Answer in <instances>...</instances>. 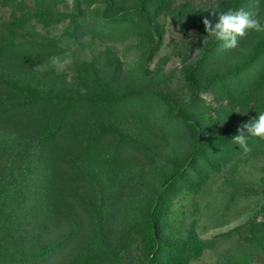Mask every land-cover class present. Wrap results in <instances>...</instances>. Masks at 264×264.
<instances>
[{
	"label": "trees",
	"instance_id": "obj_1",
	"mask_svg": "<svg viewBox=\"0 0 264 264\" xmlns=\"http://www.w3.org/2000/svg\"><path fill=\"white\" fill-rule=\"evenodd\" d=\"M68 1L0 0V264H189L209 242L192 226L184 239L162 235L171 193L197 190L206 171L245 160L240 153L264 155V139L250 138V152L232 141L264 111V32L249 30L236 48H226L208 35L204 20L214 26L228 9L264 16V0L184 7L201 44L182 67L190 88L183 103L167 96L176 71L166 69L167 58L151 71L125 70L106 46L76 59L73 76L41 66L67 52V40L87 33L150 35L153 56L152 27L170 0H71L70 9L62 8ZM93 1L99 7L92 9ZM60 23V34L34 28ZM206 91L231 107L232 126L220 128L212 101L201 96ZM178 144L184 151L166 152ZM164 156L170 169L157 189L158 175L147 181L140 169ZM132 198L141 199L135 209ZM246 238L263 247L264 260V219L248 226ZM224 259L252 264L247 252Z\"/></svg>",
	"mask_w": 264,
	"mask_h": 264
},
{
	"label": "rangeland",
	"instance_id": "obj_2",
	"mask_svg": "<svg viewBox=\"0 0 264 264\" xmlns=\"http://www.w3.org/2000/svg\"><path fill=\"white\" fill-rule=\"evenodd\" d=\"M206 0H170L171 4L162 8L153 25L154 39L158 49L149 57V50L153 43L151 36L129 35L126 39L117 38H91L90 34H84L82 38L67 40L68 51L59 57L49 59L45 67H54L59 71L67 72L73 76V66L76 59H90L99 49L106 46L113 49L123 61L125 70L144 69L153 70L164 58L168 61L166 69H176L170 76L168 85L170 92L166 93L172 100L180 103L190 98V88L181 80L182 67L191 64L200 51V40L195 28L189 27V21L183 15L184 7L194 3L203 5ZM72 1L69 0L62 6L70 9ZM99 7L96 1L91 4L92 9ZM2 14L8 17L9 10L2 9ZM64 23L43 28L40 24L34 26L40 34H60ZM143 34V33H141ZM193 47V51L188 50ZM187 56L186 60L183 57ZM206 102H211L215 107L213 116L220 128L226 125L232 126L233 110L224 101L216 102L212 99V92L201 93ZM184 151L180 144L173 152H166L175 156V153ZM245 160L231 165L228 162L220 172L206 171V179L197 190L176 187L171 193L167 210L162 220V235L171 240L184 239L192 226L198 237L208 241V247L201 255L189 262V264H221L224 255L242 254L247 252L252 256V264H264L261 249L257 243L249 242L246 238L248 226L256 221L264 219V155L250 156L240 153ZM167 157L154 164L145 163L141 166V175L148 181L154 175H158L160 187L162 176L170 169L169 162L165 164ZM168 161V160H167ZM231 165V166H230ZM148 186L145 185V190ZM140 198H132L129 206H140ZM249 234V233H248ZM134 264V263H130ZM138 264V263H135Z\"/></svg>",
	"mask_w": 264,
	"mask_h": 264
},
{
	"label": "clouds",
	"instance_id": "obj_3",
	"mask_svg": "<svg viewBox=\"0 0 264 264\" xmlns=\"http://www.w3.org/2000/svg\"><path fill=\"white\" fill-rule=\"evenodd\" d=\"M204 25L208 35L223 41L224 47L236 48L239 44L238 38L245 36L249 30L264 32V16L260 14L259 9L255 11L228 9L218 12V20L214 26L208 19L204 20ZM250 138L264 139V111L242 125L232 137V141L245 152H250L251 148L248 146Z\"/></svg>",
	"mask_w": 264,
	"mask_h": 264
}]
</instances>
